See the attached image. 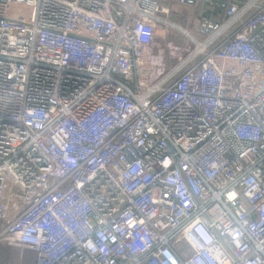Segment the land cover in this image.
<instances>
[{
    "label": "built area",
    "instance_id": "obj_1",
    "mask_svg": "<svg viewBox=\"0 0 264 264\" xmlns=\"http://www.w3.org/2000/svg\"><path fill=\"white\" fill-rule=\"evenodd\" d=\"M0 222L34 264H264V0H0Z\"/></svg>",
    "mask_w": 264,
    "mask_h": 264
},
{
    "label": "rangeland",
    "instance_id": "obj_2",
    "mask_svg": "<svg viewBox=\"0 0 264 264\" xmlns=\"http://www.w3.org/2000/svg\"><path fill=\"white\" fill-rule=\"evenodd\" d=\"M189 13V12H188ZM161 32V31H160ZM169 37H167L165 40V42L163 41L162 37H159V42L163 45H166L168 41L173 40L175 41L177 44H180L181 46H187V45H194V41L189 38L188 36H186L185 34H183L179 29L175 28V27H169ZM192 33L193 34H197L198 35V39H204L205 35L200 33L195 24L192 27Z\"/></svg>",
    "mask_w": 264,
    "mask_h": 264
},
{
    "label": "trees",
    "instance_id": "obj_3",
    "mask_svg": "<svg viewBox=\"0 0 264 264\" xmlns=\"http://www.w3.org/2000/svg\"><path fill=\"white\" fill-rule=\"evenodd\" d=\"M1 225L2 224L0 222V226ZM14 248L16 249V247L14 246H10L5 243H0V264H14L18 261V253L17 250H14ZM28 251H29L28 254L33 255L35 253L33 250H31L32 252H30V250H27V252ZM26 257H25V261L27 259Z\"/></svg>",
    "mask_w": 264,
    "mask_h": 264
},
{
    "label": "crops",
    "instance_id": "obj_4",
    "mask_svg": "<svg viewBox=\"0 0 264 264\" xmlns=\"http://www.w3.org/2000/svg\"><path fill=\"white\" fill-rule=\"evenodd\" d=\"M206 9H207L206 10V13H205L206 15H214L215 12L213 10H210L209 7H206ZM202 11H203V8L201 9V12ZM14 250H17V253H18V261L16 263H14V264H22V263L23 264H34V261H35V253L32 255V254H28L29 251L28 252L26 251V253L24 254L23 259H20L19 250L17 248L16 249L14 248ZM30 252H32V251L30 250ZM25 257L27 258L26 261H25Z\"/></svg>",
    "mask_w": 264,
    "mask_h": 264
}]
</instances>
